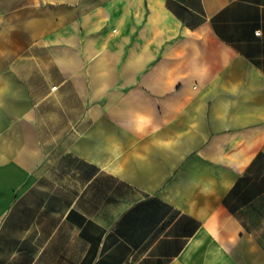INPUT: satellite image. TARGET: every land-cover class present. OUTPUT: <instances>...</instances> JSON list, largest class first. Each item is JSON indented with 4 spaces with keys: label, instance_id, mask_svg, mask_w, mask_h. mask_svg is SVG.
Wrapping results in <instances>:
<instances>
[{
    "label": "crops",
    "instance_id": "0c3cea01",
    "mask_svg": "<svg viewBox=\"0 0 264 264\" xmlns=\"http://www.w3.org/2000/svg\"><path fill=\"white\" fill-rule=\"evenodd\" d=\"M0 264H264V0H0Z\"/></svg>",
    "mask_w": 264,
    "mask_h": 264
},
{
    "label": "built area",
    "instance_id": "2783aa9c",
    "mask_svg": "<svg viewBox=\"0 0 264 264\" xmlns=\"http://www.w3.org/2000/svg\"><path fill=\"white\" fill-rule=\"evenodd\" d=\"M256 34H257V35L260 34V31H256Z\"/></svg>",
    "mask_w": 264,
    "mask_h": 264
}]
</instances>
